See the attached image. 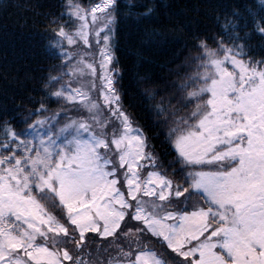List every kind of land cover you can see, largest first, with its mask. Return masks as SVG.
<instances>
[{"label": "snow or ice", "instance_id": "snow-or-ice-1", "mask_svg": "<svg viewBox=\"0 0 264 264\" xmlns=\"http://www.w3.org/2000/svg\"><path fill=\"white\" fill-rule=\"evenodd\" d=\"M126 4L61 0L37 13L57 63L39 100L27 97L38 106L0 100V264H104L86 258L101 250L107 264H264V0L224 5L211 35L157 0ZM9 7L36 8L0 0ZM122 15L143 25L144 63L186 33L176 79L139 77L154 85L147 100L167 93L150 107L171 116V173L118 87Z\"/></svg>", "mask_w": 264, "mask_h": 264}, {"label": "trees", "instance_id": "trees-1", "mask_svg": "<svg viewBox=\"0 0 264 264\" xmlns=\"http://www.w3.org/2000/svg\"><path fill=\"white\" fill-rule=\"evenodd\" d=\"M31 2L36 6L35 12H21L14 7L0 12V100L6 93L10 98L15 96L16 103L24 101L26 107L38 106L29 104L27 97L31 95L39 100L43 95L42 82L47 77L49 66L57 63L51 54V51L55 50L50 51L47 46L43 33L44 25L39 23L42 17L37 13L48 10L59 12L58 5L61 0H31ZM120 2L122 6L131 7L126 4V0ZM157 2L164 5L160 12L165 17L183 22L189 28H199L211 35L219 30V26L214 21L216 12H222L224 5L243 4L248 0H157ZM142 27L143 25L131 17L122 15L119 19L115 37V55L118 62L116 67L120 69L118 87L123 96L124 106L135 121L133 126L140 128L148 137L162 167L171 173L176 167L172 163L174 150L165 140L171 116L167 112L157 114L150 107L158 103L161 97L166 98L167 93L159 90L154 100H147L144 89L154 85L140 81L139 77L148 72L154 79L161 77L168 80L176 79L174 75L169 74V69H175L183 62L186 54L184 47L186 33H177L172 43L146 53L151 63H144L137 55L142 48L140 36ZM252 42L259 43V38L253 37ZM171 103L176 104V100H172ZM48 107L54 111L59 105L49 103ZM168 107L165 100L164 108ZM70 115L75 116L76 113ZM18 126L24 127L22 123ZM41 131L46 134L47 126ZM50 210L54 213L58 211L55 208ZM150 243L153 250L160 251L159 245L155 242ZM100 254L106 253L101 250L99 254L93 253L91 257L86 258L95 260Z\"/></svg>", "mask_w": 264, "mask_h": 264}, {"label": "flooded vegetation", "instance_id": "flooded-vegetation-1", "mask_svg": "<svg viewBox=\"0 0 264 264\" xmlns=\"http://www.w3.org/2000/svg\"><path fill=\"white\" fill-rule=\"evenodd\" d=\"M112 255H114V254H112ZM101 257L105 258L104 264H107L108 254H102Z\"/></svg>", "mask_w": 264, "mask_h": 264}, {"label": "rangeland", "instance_id": "rangeland-1", "mask_svg": "<svg viewBox=\"0 0 264 264\" xmlns=\"http://www.w3.org/2000/svg\"><path fill=\"white\" fill-rule=\"evenodd\" d=\"M93 95L95 96V93ZM133 127L135 128V126H133ZM149 244H151V243L149 242Z\"/></svg>", "mask_w": 264, "mask_h": 264}]
</instances>
